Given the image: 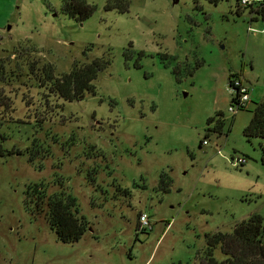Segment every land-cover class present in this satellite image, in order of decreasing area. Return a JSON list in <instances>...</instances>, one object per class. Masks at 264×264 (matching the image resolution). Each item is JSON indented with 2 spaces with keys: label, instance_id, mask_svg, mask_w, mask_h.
I'll return each mask as SVG.
<instances>
[{
  "label": "rangeland",
  "instance_id": "1",
  "mask_svg": "<svg viewBox=\"0 0 264 264\" xmlns=\"http://www.w3.org/2000/svg\"><path fill=\"white\" fill-rule=\"evenodd\" d=\"M84 1L94 9L77 20L62 0H0V146L22 150L0 155V264H199L206 234L251 213L264 224V140L243 135L264 97V19L237 0ZM96 57L109 63L93 94L49 92V74ZM230 72L253 97L235 113ZM217 111L224 126L205 137ZM38 182L76 197L78 241L56 238L45 205L30 211Z\"/></svg>",
  "mask_w": 264,
  "mask_h": 264
},
{
  "label": "trees",
  "instance_id": "2",
  "mask_svg": "<svg viewBox=\"0 0 264 264\" xmlns=\"http://www.w3.org/2000/svg\"><path fill=\"white\" fill-rule=\"evenodd\" d=\"M117 1L121 2L122 0H107L105 8L110 9L116 6ZM237 2L239 7V0ZM127 5L128 1L123 0L121 11H125ZM245 7H249V10L253 11L250 6ZM93 9L94 6L84 0H62V11L77 20L89 17ZM258 13L264 19V7ZM108 63V59L96 57L85 63H74L69 71L59 76L54 77L49 74L47 77V80L50 81L49 92L68 101L80 100L84 98L86 93L93 94V80L97 73ZM51 71L53 69L49 70V72ZM192 71L193 68L188 69L187 73H192ZM43 73L45 77L48 75L45 69ZM172 73L175 79L178 80L180 75L178 65L172 68ZM233 76L241 75L230 72L228 75L229 84ZM6 99L8 100L7 96L0 90V106L5 105ZM234 100V97L231 96L230 102ZM224 121L221 111L209 116L206 119L207 128L204 136L208 137L210 132L220 133ZM243 135L246 138L259 137L264 140V97L254 103L251 117L243 129ZM204 140H201L199 145H202ZM27 151L29 152L28 159L32 161L34 155L41 151V146L36 145L33 147L32 145ZM4 152L7 154H21L22 150L17 148L4 149L0 146V155ZM163 175H160L159 183L161 186L164 183ZM170 181L168 178L169 183ZM169 183H166L163 189H167ZM46 189L42 182L29 184L24 190V202L26 204L27 202L31 203L32 208L30 211L32 213L42 211L44 205L46 206L47 223L58 240L65 243L78 241L88 229V220L79 213L76 197L63 190L47 194ZM205 243L204 254L199 264H264V224L262 216L258 213H251L235 223L230 232L215 231L206 234ZM217 247L224 255L222 259H217L213 255V251Z\"/></svg>",
  "mask_w": 264,
  "mask_h": 264
},
{
  "label": "built area",
  "instance_id": "3",
  "mask_svg": "<svg viewBox=\"0 0 264 264\" xmlns=\"http://www.w3.org/2000/svg\"><path fill=\"white\" fill-rule=\"evenodd\" d=\"M239 5L250 6L254 12H257V15H260L258 11L264 7V0H239ZM262 31L264 32V27L262 28ZM229 86L233 91L232 96L235 100L231 102V105L229 106L228 110L232 113H235L237 110L244 107L250 101L249 87L245 84L244 80L240 76L231 77ZM205 143L206 141L204 140L203 144ZM234 160L236 164H242L245 161V158L236 155L234 157ZM137 221L138 227L140 229H143L144 231L150 230L152 228L149 216L145 212L139 213Z\"/></svg>",
  "mask_w": 264,
  "mask_h": 264
},
{
  "label": "crops",
  "instance_id": "4",
  "mask_svg": "<svg viewBox=\"0 0 264 264\" xmlns=\"http://www.w3.org/2000/svg\"><path fill=\"white\" fill-rule=\"evenodd\" d=\"M251 13L254 14V15H252V18H256L255 15H257V12L252 11ZM240 77L243 79V76H242V75H241ZM243 80H244V79H243ZM252 98H253V97H252V95H250V92H249V99H250V101H251Z\"/></svg>",
  "mask_w": 264,
  "mask_h": 264
},
{
  "label": "water",
  "instance_id": "5",
  "mask_svg": "<svg viewBox=\"0 0 264 264\" xmlns=\"http://www.w3.org/2000/svg\"><path fill=\"white\" fill-rule=\"evenodd\" d=\"M172 2L175 3V2H177V0H172ZM8 27H9V26H8ZM183 94L185 95L186 93H183Z\"/></svg>",
  "mask_w": 264,
  "mask_h": 264
}]
</instances>
